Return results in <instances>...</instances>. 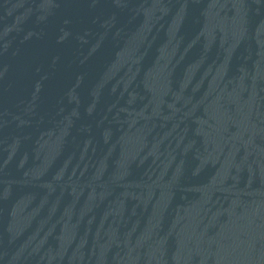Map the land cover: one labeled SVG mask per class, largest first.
Returning <instances> with one entry per match:
<instances>
[{
  "label": "water",
  "instance_id": "1",
  "mask_svg": "<svg viewBox=\"0 0 264 264\" xmlns=\"http://www.w3.org/2000/svg\"><path fill=\"white\" fill-rule=\"evenodd\" d=\"M0 264H264V0H0Z\"/></svg>",
  "mask_w": 264,
  "mask_h": 264
}]
</instances>
